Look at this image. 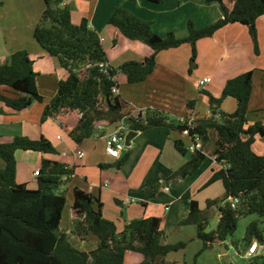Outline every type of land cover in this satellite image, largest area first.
<instances>
[{
    "label": "trees",
    "instance_id": "obj_1",
    "mask_svg": "<svg viewBox=\"0 0 264 264\" xmlns=\"http://www.w3.org/2000/svg\"><path fill=\"white\" fill-rule=\"evenodd\" d=\"M145 1L154 5L165 2ZM206 2L219 4L223 17L203 29H196L193 22H189V36L184 39H178L174 33L162 38L150 23L118 10L108 24L133 46L148 48L149 54L140 62L130 61L118 68L110 65L102 68L100 64H109L107 52L99 33L90 27L88 19L84 18L79 25H74L72 9L64 5L63 0H44L45 10L34 31V38L48 55L59 61L69 76L60 82L56 96L43 112L42 122L77 112L78 125L69 134L76 144L92 138L100 124L112 126L122 121L133 132L164 127L183 134L181 123L171 121L158 110L139 111L120 95H115L113 89H119V74L125 75L129 84L145 82L155 72L157 56L161 52L180 48L184 44L192 46L189 65V74L192 75L197 68V43L214 37L219 30L233 24L249 28L254 51L259 55L257 20L264 16V0ZM36 79L29 54L24 51L13 54L9 61L0 64V87L12 89L15 95L8 97L0 93V102L16 112H23L35 102H42ZM252 92L253 72L229 80L220 98L201 90L200 94L209 101L211 118L195 120L194 128L187 126L197 105L196 101H189V116L182 127L189 129L190 143L197 135L201 138L203 149L190 154L187 143L182 140L174 142L175 149L182 156L191 157L187 164L173 173L170 180L194 175L207 159L205 146L211 141V135L216 137L214 158L221 169L214 172L206 187L221 182L224 195L220 199L207 200V209L202 210L199 202L188 192L184 199L190 204V212L179 224L181 227H196L197 238L203 243L201 252L210 249L211 244H226L237 231L239 221L253 215L260 217L261 222H253L247 228L244 253L255 240L264 242V155H257L253 150L256 138L264 136V123H248ZM228 98L237 102L233 114L221 111L223 102ZM19 151L57 154L53 144L45 137L39 140L17 137L11 143L0 144V160L4 164L0 168V264H125L129 253L143 256V261L138 264H171L167 257L187 248V242L163 244L162 220L158 217L132 221L119 232L117 224L104 217L100 199L75 188L71 210L73 234L80 239L93 235L98 240L94 251L78 250L61 227L67 196L60 190L75 176V168L44 159L36 176L37 189L32 190L26 184L17 182L16 154ZM128 157L126 153L114 165H101L100 168L120 170ZM230 199H238L239 202L233 207ZM215 208L220 218L217 228L208 233ZM232 245L238 250L236 242ZM198 256L192 264H197ZM249 264H264V256L250 259Z\"/></svg>",
    "mask_w": 264,
    "mask_h": 264
},
{
    "label": "crops",
    "instance_id": "obj_2",
    "mask_svg": "<svg viewBox=\"0 0 264 264\" xmlns=\"http://www.w3.org/2000/svg\"><path fill=\"white\" fill-rule=\"evenodd\" d=\"M63 2L72 9L74 25H79L84 18L88 19L90 27L101 37L109 65L115 68L130 61L140 62L149 54L148 48L133 46L117 29L108 24L109 19L118 10H123L142 22L150 23L162 38L170 33L180 39L187 38L189 22H193L196 29H203L223 17L219 4H208L206 0H165L162 5H154L145 0ZM44 10V0H0V64L9 61L17 52H27L33 61V71L37 74L38 91L43 97L42 102H35L23 112H16L0 102V144L11 143L17 137L31 140L45 137L57 150L56 155L17 152V182L26 184L29 189H37L36 174L44 159L75 168V176L60 190L67 196V206L70 205V221H67V227L63 228V213L61 227L78 250L92 252L98 247V240L93 235L84 239L73 235L71 210L75 188L100 199L104 217L115 222L117 228L119 223L120 226L123 225L121 230L118 228L119 232L132 221L158 217L162 220L163 244L172 245L170 236L174 231L183 233L188 227H194V230H190L193 233L192 240L195 243L199 241L203 248V243L197 238L196 227H181L179 224L190 212V204L184 199L188 192L199 202L201 209L206 207L207 200L220 199L224 195L221 182L206 187L214 172L221 169V165L217 164L214 158L215 135H211V141L205 146L207 159L194 175L185 179L170 180L173 173L187 164L191 157L182 156L175 149L174 142L182 140L190 146V139L181 131H171L164 127L138 132L123 154L124 156L128 153L129 157L120 170L114 167L101 169V165L112 166L118 161L106 153L107 130L97 128L92 138L82 144H76L69 134L78 125L77 112L42 122L43 112L56 96L60 82L69 76L59 61L48 55L34 38V31ZM257 30L259 55L254 51L249 28L241 24L229 25L219 30L214 37L202 39L197 43L198 69L192 75L189 74L191 47L184 44L180 48L161 52L157 56L155 72L145 82L129 84L127 77L119 74V95L139 111L158 110L166 114L171 121L183 124L189 116L187 103L197 102L201 97L202 80L210 78L211 82L204 90L220 98L229 80L253 72L248 123H264V16L257 20ZM114 40H117L116 45ZM0 93L8 97L15 95L12 89L4 86L0 87ZM206 104L204 113H200L202 111L198 101L190 120L211 118L207 98ZM236 108L237 102L228 98L223 102L221 111L233 114ZM103 125L108 128L104 123L98 126ZM212 142L214 146L209 151ZM253 150L257 155H264V136L256 138ZM78 152H83L85 156L80 158ZM3 167L4 164L0 163V168ZM155 188L157 189L154 195ZM70 194L71 199L68 196ZM172 255L174 254L167 257L168 262L177 264ZM131 256L136 257L132 264L143 261V256L129 253L125 263ZM232 261L236 262L234 258Z\"/></svg>",
    "mask_w": 264,
    "mask_h": 264
},
{
    "label": "rangeland",
    "instance_id": "obj_3",
    "mask_svg": "<svg viewBox=\"0 0 264 264\" xmlns=\"http://www.w3.org/2000/svg\"><path fill=\"white\" fill-rule=\"evenodd\" d=\"M188 45L191 47V56H192V46L190 44ZM200 61H202V58L200 59ZM189 65H190V62H189ZM197 69L198 68H196L194 71H196ZM200 96H201L199 97L200 99L197 100V104L199 101V109L200 111H202L200 113H204L205 109L207 108L206 98L204 97V95H200ZM181 128H183L182 124H181ZM105 130H107L108 135L114 131L113 129H111L110 126H108V128L105 127ZM213 146H214V142L210 144L209 151L212 150ZM0 163L2 164L3 162L0 160ZM68 196H69V199H71V194ZM215 197H221V196H215ZM198 200L201 202L200 199ZM66 207L67 208H65V211H64L65 218L63 221V228H66L67 221L68 222L70 221V205ZM206 209L207 208L204 207L202 210H206ZM219 215L220 214H219L218 209L215 208L212 214V217L210 218L209 227L207 228L208 233L214 231L217 228L218 221H219ZM253 222H261L260 217H258L257 215H253L247 218H242L239 221L237 231L234 233L232 237H229V239L227 240V247H228V257H227L228 259L227 260L217 248H210L204 252H201L202 250L201 243L199 241L195 243V241L192 240L193 233H191L190 230H194V227H188L187 231H184L183 233H177L174 231L171 234L170 239H171L172 245L178 243L177 241L179 240H182L188 243L187 249L177 254L173 253L174 255H172L171 257L174 256V259L177 261V264H185V263L192 264L196 256H198L199 254L200 255L198 256L197 264H249L250 260L244 257V250L246 246L244 243V238L246 236L247 228ZM119 224H118V228L119 230H121L123 228V225L120 226ZM233 242H236L238 244V250L235 247H233L232 245ZM232 258H234L236 262H233ZM135 259H136L135 256H131L127 259L125 264H132Z\"/></svg>",
    "mask_w": 264,
    "mask_h": 264
},
{
    "label": "built area",
    "instance_id": "obj_4",
    "mask_svg": "<svg viewBox=\"0 0 264 264\" xmlns=\"http://www.w3.org/2000/svg\"><path fill=\"white\" fill-rule=\"evenodd\" d=\"M109 66L108 63H102L100 64V67L107 68ZM211 82L210 78H206L200 82L201 90H204V87ZM113 93L115 95H119V89L114 88ZM212 115V113H211ZM110 126V125H107ZM189 127L194 128V121L190 120L188 122ZM184 127L183 135L186 137H190L189 129ZM111 129L114 131L106 136V153L109 157L115 160H120L123 156V154L127 151V137L130 134V132H133L129 129L125 121L120 122L119 124L110 126ZM98 129H105L104 126H98ZM192 139V137H191ZM194 141L191 142V145L187 147L188 152L190 154H193L197 151H201L203 149V144L201 141V138L197 135L195 138H193ZM78 156L80 158H83L85 154L83 152H78ZM38 174V172H37ZM36 174V176H37ZM230 202L233 207L236 206V204L239 202L238 199H230ZM264 256V242L261 243L257 240H255L247 249V251L244 253V257L247 259H253L255 257Z\"/></svg>",
    "mask_w": 264,
    "mask_h": 264
},
{
    "label": "water",
    "instance_id": "obj_5",
    "mask_svg": "<svg viewBox=\"0 0 264 264\" xmlns=\"http://www.w3.org/2000/svg\"><path fill=\"white\" fill-rule=\"evenodd\" d=\"M182 130H184V127L182 128ZM138 132H130V134L127 137V146L131 145V141L137 136ZM210 248H217L221 254L225 257V259L227 260L228 258V247L227 244H211Z\"/></svg>",
    "mask_w": 264,
    "mask_h": 264
}]
</instances>
